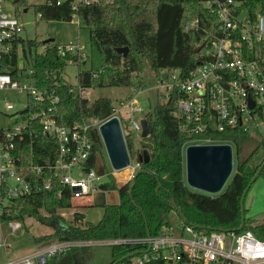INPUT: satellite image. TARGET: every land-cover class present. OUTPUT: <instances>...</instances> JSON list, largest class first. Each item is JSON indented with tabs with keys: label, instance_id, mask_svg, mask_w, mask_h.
<instances>
[{
	"label": "trees",
	"instance_id": "obj_1",
	"mask_svg": "<svg viewBox=\"0 0 264 264\" xmlns=\"http://www.w3.org/2000/svg\"><path fill=\"white\" fill-rule=\"evenodd\" d=\"M239 1L244 10L264 13V0ZM202 2L100 0L97 4L81 5V19L91 27V43L103 55L110 69L107 75L101 74L95 78V71L80 68L77 86L70 85L62 77L68 62L58 55L56 46L48 43L44 51L39 52L44 43L38 39L21 36L11 53L2 55L0 68L9 71L14 79L20 78L17 66L21 47L25 57H31L27 66L33 68L37 84L52 88L59 94L57 118L61 124L69 126L89 118L102 121L115 111L111 99L98 97L91 101L82 97L76 91L77 87L81 90L98 85L133 87L134 74L142 71L144 58L149 61L160 80L164 79L163 74L167 69H178L182 78L189 76L199 62L205 59V51L219 35L218 15L204 7ZM15 6L16 15L22 19L23 9L29 7V0H16ZM34 9L44 20L73 19L74 10L70 1L62 4L44 2L35 5ZM194 21H198V28L186 29ZM125 46H128V52L124 56L117 48ZM198 47L201 49L197 51ZM12 67L13 71L10 70ZM181 96L180 92L173 90L163 102L149 108L146 119L150 134L142 138L138 148H135L130 134L125 136L132 155L142 153L144 149L150 153V161L142 164V171L136 176L132 187L130 182H121L113 174L104 157V143L98 127L90 128L92 148L84 165L87 169H96L100 174L107 173L109 177L100 184V189L117 190L119 194V203L106 205L98 222L85 221L84 213L79 210H74L72 220L67 222L60 210L75 207L71 201V188L56 179L50 190H40L16 198L12 207L4 213L3 220L23 221L30 216L54 228L53 233L36 237L38 242L52 238L97 241L154 236L170 225L167 215L172 211L195 228L207 232L210 229L239 230L245 190L249 186L251 188V180L261 167L260 175H264V155L253 169L248 168L260 148L264 149V138L259 140L251 131L242 127L209 133L217 142L233 144V173L224 191L218 194L190 187L185 180V147L197 137L184 132L180 128V119L174 115L176 101ZM41 106V103L36 104L30 99L29 112L38 111ZM32 152L41 156L38 158L40 163L53 162L57 153L56 143L30 130L26 133V140L20 144L17 155L20 158L24 155L28 161ZM37 178L44 181L51 176L48 171H44ZM76 201L88 202L90 199L84 196ZM244 229H252L258 237L264 239V222L255 223L245 216ZM85 247H75L68 254L76 261L78 254L86 251ZM142 248L141 244L112 245L113 259L110 264H130L132 255L139 253ZM59 259L53 258L46 264H57ZM146 264L160 263L151 261Z\"/></svg>",
	"mask_w": 264,
	"mask_h": 264
},
{
	"label": "built area",
	"instance_id": "obj_2",
	"mask_svg": "<svg viewBox=\"0 0 264 264\" xmlns=\"http://www.w3.org/2000/svg\"><path fill=\"white\" fill-rule=\"evenodd\" d=\"M65 1L72 4V18L77 17L80 21L81 5L100 2H45L62 4ZM15 2L0 0V61L3 54L11 53L25 30L24 14L29 7L27 11L23 9V18L20 19L15 12ZM202 4L218 15L219 35L205 51V59L189 76L182 78L178 69H169L166 78L160 80L166 89L165 97L173 90L182 94L176 101L174 115L180 119V128L184 132L197 137L187 145L230 143L217 142L209 134L229 128L242 127L261 133L264 131V13L242 9L239 0H203ZM198 26V21H194L186 29ZM48 43L56 46L58 55L68 63L88 61V53L81 40ZM48 43H44L39 52L44 51ZM22 53L20 47L17 66L20 78L14 79L9 71L0 68V264H46L53 258L68 254L75 247L95 241L42 240L35 250L4 260L1 248L7 250L9 244L2 238V225L8 222L13 231L23 227L19 219L4 221L6 210L18 197L52 189L54 179L71 188L73 203L84 196L92 201L94 193L101 190L102 182L99 179L107 173L100 174L96 169H87L84 165L92 148L89 131L97 124V119H93V122L89 121L91 118L83 119L69 126L61 124L57 118L59 94L52 88L37 84L33 68L20 64ZM99 75V71L94 72L95 78ZM12 91L25 98L20 111H15L16 104L10 99ZM76 91L88 98L80 87ZM30 99L43 105L40 110L29 112ZM124 107L130 109L132 129L142 132L141 120L146 118L148 110L138 104L136 98L125 103ZM136 114H143L142 119H135L133 116ZM112 116H118L122 121L116 109L105 120ZM105 120L99 121L97 127ZM30 130L56 143L57 153L53 162L40 163L38 158L41 156L35 152L31 153L28 161L24 155L22 158L17 155L20 144L26 140V133ZM142 164L138 154L132 155L130 152V163L121 170L125 182L133 180ZM44 171H48L53 180L38 179ZM102 241L111 246L141 244V251L132 255L137 257V264L151 261H159L160 264H264V239L252 229H210L207 232L180 217L177 225L170 223L158 235Z\"/></svg>",
	"mask_w": 264,
	"mask_h": 264
},
{
	"label": "rangeland",
	"instance_id": "obj_3",
	"mask_svg": "<svg viewBox=\"0 0 264 264\" xmlns=\"http://www.w3.org/2000/svg\"><path fill=\"white\" fill-rule=\"evenodd\" d=\"M45 1L46 0H29L28 12L24 14L26 22L25 30L21 35L28 39H38L40 41L53 37L57 43H65L70 40H81L88 53V62L86 64H80L78 62L67 63L65 69L62 71V77L70 85H78V72L80 68L99 71L100 75H107V72L110 68L105 64L104 57L99 52L97 47L91 43V27L83 23V21H80L77 17L71 21L41 19L35 12L34 7L35 5L42 4ZM40 50L41 48L38 51ZM33 52H35V49H33ZM27 53L29 54L28 51ZM29 58H31L30 55L25 57L23 53L20 54V64L27 67V61ZM103 79L105 80L104 76ZM133 82V87L98 85L85 90V93L91 101L98 97H109L111 99L115 109L118 111V114L122 119L121 122L124 133L126 135L130 134L135 148H138L143 138L142 132L132 129V124L130 122L132 115L130 109L128 107H124V104L136 98L137 103L149 111L150 107H153L157 103L163 102L166 99V89L162 86L159 77L152 69L149 61L146 58L143 59L142 71L136 72L134 74ZM10 99L16 104L15 111H20L24 107L25 98L23 95H18L16 92L12 91V96H10ZM133 117L137 120H140L142 119L143 114H136ZM89 121L93 122V119H90ZM98 123L99 120H97V124H95V126H97ZM252 134L255 138H259V140L264 138V131L259 133L254 130L252 131ZM263 155L264 149L260 148L259 153H257L250 161L248 168L253 169L258 163H260ZM104 157L108 161L111 171H115L113 174L116 175V178L121 182H125L123 178L124 176L121 173L122 171H116L111 166L105 146ZM108 177V174H106L100 178L99 181L105 182ZM224 189L225 186L221 192H223ZM75 202H72V204L75 206L74 208L60 210V213L66 218L67 222L72 220L74 210H79L80 212L84 213L85 221L96 223L102 218L105 208L104 206L94 205L91 201ZM244 207L246 210L245 216L247 218H252L255 213H258L256 217L253 216L255 219L254 222H264V175H260L252 184L251 188L246 194ZM167 219L173 225H177L179 222V216L175 211L170 212L167 215ZM22 222L23 227L17 231H13L8 222H5L2 225V238L9 244L7 250L5 247L1 248L2 259L5 260L8 258L17 257L35 250L39 247V243L41 242H38L36 237L54 232L53 227L41 223L35 217L28 216ZM84 246H86V251L84 254L83 251L78 254L76 257V262H80L81 264L111 263L113 257L112 246L110 244H107L102 240H97L92 244ZM79 247L83 248V245ZM119 264L126 263L121 262ZM130 264H137V257H132Z\"/></svg>",
	"mask_w": 264,
	"mask_h": 264
},
{
	"label": "water",
	"instance_id": "obj_4",
	"mask_svg": "<svg viewBox=\"0 0 264 264\" xmlns=\"http://www.w3.org/2000/svg\"><path fill=\"white\" fill-rule=\"evenodd\" d=\"M27 11V8L25 9ZM55 38H46L43 43L53 42ZM201 47L197 48V51ZM117 51L124 56L128 52V46L118 47ZM84 61L83 64H86ZM11 71L14 70L12 67ZM169 73V69L163 74V78ZM253 104V103H252ZM143 126L142 136H148L150 129L146 118L141 120ZM99 133L104 143L109 161L114 170L119 171L130 163V150L128 148L121 121L118 116L103 121L98 126ZM142 163L150 161L148 149H144L138 154ZM18 161V160H16ZM234 170V147L231 143H193L185 148V180L187 184L197 190L211 194L221 193L228 182ZM262 167L251 180L253 184L261 173ZM142 171L140 169L130 182L131 187L135 183L136 176ZM250 186L245 190L242 200V223L239 229L245 225V196ZM92 203L94 205L106 206L119 203V194L117 190H98L94 193ZM57 264H77L70 254L60 257Z\"/></svg>",
	"mask_w": 264,
	"mask_h": 264
},
{
	"label": "crops",
	"instance_id": "obj_5",
	"mask_svg": "<svg viewBox=\"0 0 264 264\" xmlns=\"http://www.w3.org/2000/svg\"><path fill=\"white\" fill-rule=\"evenodd\" d=\"M88 62V61H87ZM91 201V200H90ZM92 202V201H91ZM258 213H255L253 216L256 217ZM252 216V220H255L254 217ZM28 253V252H27Z\"/></svg>",
	"mask_w": 264,
	"mask_h": 264
}]
</instances>
